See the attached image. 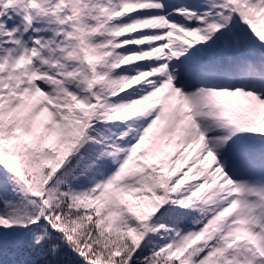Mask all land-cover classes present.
I'll list each match as a JSON object with an SVG mask.
<instances>
[{
	"label": "snow or ice",
	"instance_id": "snow-or-ice-1",
	"mask_svg": "<svg viewBox=\"0 0 264 264\" xmlns=\"http://www.w3.org/2000/svg\"><path fill=\"white\" fill-rule=\"evenodd\" d=\"M0 264H264V0H0Z\"/></svg>",
	"mask_w": 264,
	"mask_h": 264
}]
</instances>
